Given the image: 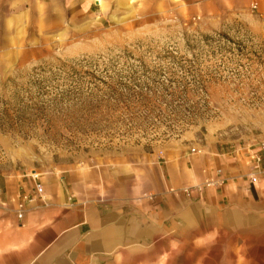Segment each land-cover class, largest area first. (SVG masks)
I'll list each match as a JSON object with an SVG mask.
<instances>
[{
  "label": "rangeland",
  "instance_id": "374dc122",
  "mask_svg": "<svg viewBox=\"0 0 264 264\" xmlns=\"http://www.w3.org/2000/svg\"><path fill=\"white\" fill-rule=\"evenodd\" d=\"M99 2L0 0V177L264 142V18L203 19L185 0ZM214 33L231 42L198 43ZM263 237L210 258L264 264Z\"/></svg>",
  "mask_w": 264,
  "mask_h": 264
},
{
  "label": "crops",
  "instance_id": "0c3cea01",
  "mask_svg": "<svg viewBox=\"0 0 264 264\" xmlns=\"http://www.w3.org/2000/svg\"><path fill=\"white\" fill-rule=\"evenodd\" d=\"M185 1L203 19L255 25L264 18V0ZM217 169L223 185L193 199L182 194ZM254 172L258 181L251 185ZM262 216L264 152L256 145L202 160L147 157L65 174L0 177V264H174L177 254L179 264H215V246L226 262L235 259L237 247L260 245L253 237L264 234Z\"/></svg>",
  "mask_w": 264,
  "mask_h": 264
},
{
  "label": "built area",
  "instance_id": "2783aa9c",
  "mask_svg": "<svg viewBox=\"0 0 264 264\" xmlns=\"http://www.w3.org/2000/svg\"><path fill=\"white\" fill-rule=\"evenodd\" d=\"M252 10H256V5L252 6ZM256 146L262 151L264 152V142H260L258 144H256ZM195 154H200V152H195V150L192 151ZM257 161H259V159H257ZM258 172H254L252 174H250L248 176V182L251 185H255L258 181ZM226 179L224 178L222 171L217 169L213 172L212 175H209L201 184H197V185H192L186 188L182 189V194L185 195V197L187 199H193V196H197L200 195L205 189L208 188H215L218 186H221L225 183ZM35 191L37 193H41V189L39 186L35 187ZM28 198H24L23 201L21 203H19L17 205V210H16V216L18 219H21L24 213V202L27 200Z\"/></svg>",
  "mask_w": 264,
  "mask_h": 264
},
{
  "label": "trees",
  "instance_id": "16d2710c",
  "mask_svg": "<svg viewBox=\"0 0 264 264\" xmlns=\"http://www.w3.org/2000/svg\"><path fill=\"white\" fill-rule=\"evenodd\" d=\"M203 42L209 47H212L213 44L219 45L221 42H227L230 43L231 39L224 35V34H217L214 33L213 35H199L198 43ZM125 90L127 91V98L135 99V100H146L147 94H143L141 89L139 91H134L132 89H129L128 86L124 85Z\"/></svg>",
  "mask_w": 264,
  "mask_h": 264
}]
</instances>
